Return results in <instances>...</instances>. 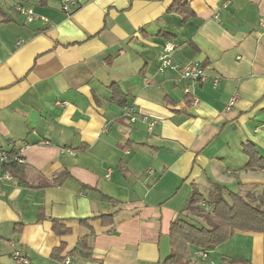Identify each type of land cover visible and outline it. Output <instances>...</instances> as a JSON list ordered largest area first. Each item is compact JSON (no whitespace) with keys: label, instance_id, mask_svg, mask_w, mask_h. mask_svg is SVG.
Listing matches in <instances>:
<instances>
[{"label":"crops","instance_id":"0c3cea01","mask_svg":"<svg viewBox=\"0 0 264 264\" xmlns=\"http://www.w3.org/2000/svg\"><path fill=\"white\" fill-rule=\"evenodd\" d=\"M72 1L67 15L62 0H0V148L21 159L0 184L1 260L163 264L193 191H264V167L246 168L243 151L252 142L264 156V0H182L187 21L169 11L175 0ZM169 40L176 66L160 70ZM195 62L197 83L181 72ZM81 219L95 230L89 249ZM207 253L191 263L264 264V233L236 231Z\"/></svg>","mask_w":264,"mask_h":264},{"label":"trees","instance_id":"16d2710c","mask_svg":"<svg viewBox=\"0 0 264 264\" xmlns=\"http://www.w3.org/2000/svg\"><path fill=\"white\" fill-rule=\"evenodd\" d=\"M173 10L182 14L184 21L195 16L190 4L182 3V0L174 1L169 8V11ZM110 87L112 100L118 104H125L127 95L123 89L117 83H113ZM243 151L249 156L246 168L264 167V156H261L254 143H246ZM14 156L16 155L11 154L10 157ZM17 161L10 160L4 163L3 167L13 174V170L17 168L19 163ZM62 174H64V171L60 172L59 175ZM57 177H55V182H57ZM196 215L202 216L203 221L195 220L194 216ZM110 216V214H103L95 216V218H102L103 224L111 225L114 220L109 219ZM90 220L81 219V224L88 229L89 234L80 239L79 246L87 249L90 248L89 242L95 235ZM52 223L53 230L58 235H64L71 231L60 219H52ZM17 230L19 232L20 227H17ZM236 231L264 233V191L259 196L254 193L242 195L219 183L214 184V191L208 196L199 191H193L186 211L178 215L172 223L170 233L172 249L163 264H193L190 258L196 255L197 250L208 251L214 249L231 239ZM64 249L65 244L63 243L53 250L51 258L63 262L65 260V256L62 255ZM0 264H4L1 255ZM27 264L34 263L28 260Z\"/></svg>","mask_w":264,"mask_h":264},{"label":"built area","instance_id":"2783aa9c","mask_svg":"<svg viewBox=\"0 0 264 264\" xmlns=\"http://www.w3.org/2000/svg\"><path fill=\"white\" fill-rule=\"evenodd\" d=\"M73 3L72 0H62V11L69 15L70 14V5ZM16 10L19 14L26 17L27 20H35L38 18L37 14L33 10L32 7H25L22 4H18L16 6ZM45 20V19H44ZM178 47V44L175 43L172 40H169L164 45L163 51L160 55V70H164L167 67H175L174 60L172 58V52ZM183 78L192 81L193 83L200 82L204 80L206 72L205 68L199 63L195 62L191 65H188L186 67H183L181 69ZM187 93H190L188 89H186ZM193 102H197V99H194ZM123 116L128 118L131 121H135L137 118V111L132 105H124L123 106ZM144 120H147L148 118L146 116L143 117ZM151 128L155 125V121H152L150 123ZM11 155L5 151L4 149L0 148V184L8 181H14L13 174L6 170L3 165L4 163L10 161V160H18L21 161V159L18 156L10 157ZM196 255L201 258H208V253L205 250L199 249L196 252ZM14 257L19 263L27 264L28 260L21 255V253L18 250H15Z\"/></svg>","mask_w":264,"mask_h":264},{"label":"rangeland","instance_id":"374dc122","mask_svg":"<svg viewBox=\"0 0 264 264\" xmlns=\"http://www.w3.org/2000/svg\"><path fill=\"white\" fill-rule=\"evenodd\" d=\"M190 216H192V215H190ZM194 218H195V220H197V219H199L200 221H203V217L202 216H194ZM193 257H195V256H193ZM197 257V256H196ZM192 258V257H191Z\"/></svg>","mask_w":264,"mask_h":264}]
</instances>
